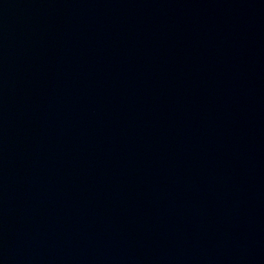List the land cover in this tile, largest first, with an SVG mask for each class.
Masks as SVG:
<instances>
[{
  "label": "water",
  "instance_id": "obj_1",
  "mask_svg": "<svg viewBox=\"0 0 264 264\" xmlns=\"http://www.w3.org/2000/svg\"><path fill=\"white\" fill-rule=\"evenodd\" d=\"M0 264H264V0H0Z\"/></svg>",
  "mask_w": 264,
  "mask_h": 264
}]
</instances>
